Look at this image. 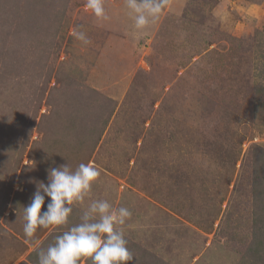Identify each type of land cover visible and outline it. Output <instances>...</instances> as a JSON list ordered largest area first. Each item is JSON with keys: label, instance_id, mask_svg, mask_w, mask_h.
<instances>
[{"label": "rangeland", "instance_id": "obj_1", "mask_svg": "<svg viewBox=\"0 0 264 264\" xmlns=\"http://www.w3.org/2000/svg\"><path fill=\"white\" fill-rule=\"evenodd\" d=\"M86 2L0 0V264L96 200L132 213L131 264H243L257 147L264 168V0H169L143 29L128 0H103L107 20ZM57 156L100 176L66 226L28 238L14 197L30 203Z\"/></svg>", "mask_w": 264, "mask_h": 264}, {"label": "clouds", "instance_id": "obj_2", "mask_svg": "<svg viewBox=\"0 0 264 264\" xmlns=\"http://www.w3.org/2000/svg\"><path fill=\"white\" fill-rule=\"evenodd\" d=\"M165 5L166 0H128V7L136 13L137 29L145 28L150 17L157 19ZM85 7L98 19L109 18L103 0H87ZM71 35L85 45L90 43L86 33L77 28L71 29ZM99 176V169L91 162L81 163L75 170L68 163L49 168L48 182L33 181L36 191L31 202L23 206L25 236L33 238L38 228L66 226L72 206L84 199ZM45 197L49 198L46 207ZM90 210L95 216L86 212L81 217V223L56 236L53 244L38 252L39 264H87L88 260L91 264L133 262L134 257L120 227L131 217L130 210L126 207L114 208L106 200L94 201Z\"/></svg>", "mask_w": 264, "mask_h": 264}, {"label": "trees", "instance_id": "obj_3", "mask_svg": "<svg viewBox=\"0 0 264 264\" xmlns=\"http://www.w3.org/2000/svg\"><path fill=\"white\" fill-rule=\"evenodd\" d=\"M169 0H166V4L168 3ZM166 6V5H165ZM31 24H26L25 27H29ZM50 28V27H49ZM264 40V38H263ZM264 48V43L261 44ZM261 58L264 60V51L262 52ZM262 60V61H263ZM52 140L49 138H46L45 143H46V149L49 146L48 142ZM61 145L57 147V149H61ZM259 148L257 147L255 150H253L254 153V158H252L250 161L248 160L247 165L251 164V167L253 168V174L252 179L250 181L251 185V197L252 201V215H253V222L250 226L251 228V239L244 251V258L242 259L243 264H264V168L259 166V157L260 155L258 154ZM260 150V149H259ZM261 151V150H260ZM263 151V150H262ZM44 155V153H43ZM66 155V154H64ZM63 156V155H62ZM52 157V156H51ZM60 156H57L53 161H49V163L44 164L41 166L42 170L47 172V178L44 181L45 183L48 182V169L52 167H59L62 164L68 163L67 161L61 160ZM39 159H37L38 161ZM36 161V162H37ZM70 166V163H68ZM40 167V166H39ZM71 167V166H70ZM38 168V167H37ZM41 170V169H40ZM245 172V170H244ZM243 172V173H244ZM27 198L28 196H24L23 192H18L16 193L13 203L16 205V208L20 211V214L24 212L23 206H27L29 204L28 200L22 199V198ZM47 204H45L46 207ZM44 208H42V211ZM24 214V213H23ZM59 228V227H56ZM249 228V229H250ZM49 229V228H48ZM48 229H37V232H41L39 235L37 234L36 239L38 240L41 238L44 234H46ZM35 233V234H36ZM34 234V237H35ZM49 234H47V237L43 240L42 244L34 250L29 256H28V261H24L21 264H39L38 262V252L41 249H45L48 247V241L52 240L53 237L56 238L58 236L57 234H53L50 237H48Z\"/></svg>", "mask_w": 264, "mask_h": 264}]
</instances>
